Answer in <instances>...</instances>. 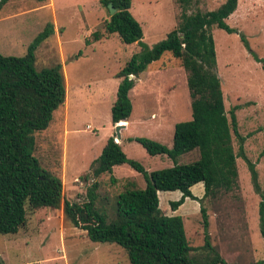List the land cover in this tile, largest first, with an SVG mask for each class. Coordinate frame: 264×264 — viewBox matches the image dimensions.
Masks as SVG:
<instances>
[{
	"label": "rangeland",
	"instance_id": "1",
	"mask_svg": "<svg viewBox=\"0 0 264 264\" xmlns=\"http://www.w3.org/2000/svg\"><path fill=\"white\" fill-rule=\"evenodd\" d=\"M225 0H195L193 10H212ZM130 11L141 22L143 40L152 47L178 25L182 11L176 0H132ZM110 19L102 0H11L0 13V54L25 55L35 37L52 22L55 32L36 49L39 68L61 62L67 80V99L54 113L52 126L40 145L42 157L59 163L64 198L83 201L94 181L85 179L94 159L108 138L121 135L129 157L141 162L150 173L174 165L167 154H150L130 136L148 137L173 146L175 123L192 118L187 72L170 55L148 65L135 79L131 93L133 111L118 129L112 120L121 78L117 72L141 51L138 42L126 43L119 34L106 33ZM227 22L236 32L214 26L218 73L221 78L228 115L236 111L239 130L245 137L247 156L256 164V189L248 161L238 156L239 185L218 197H204V182L192 186L197 198L187 197L176 209L172 202L182 197L180 190H159L160 208L168 215H181L190 245L204 244L205 229L201 204L208 209L213 244L230 264H251L264 259L260 202L264 193V68L255 55L264 57V0H239L237 10ZM103 33L96 41L93 33ZM243 34L250 47L242 39ZM90 40V43L87 42ZM81 52V54H79ZM125 123V122H124ZM126 125V126H125ZM235 151L239 143L233 134ZM198 149L183 153L179 163L199 158ZM99 178L100 195L113 198L124 182L144 188L147 180L128 163L116 165ZM98 179V178H97ZM64 203V202H63ZM201 249L199 255H206ZM196 253V252H195ZM0 264H131L127 251L116 243L93 241L87 231L76 227L60 208L44 207L28 212V222L16 234H0Z\"/></svg>",
	"mask_w": 264,
	"mask_h": 264
},
{
	"label": "trees",
	"instance_id": "2",
	"mask_svg": "<svg viewBox=\"0 0 264 264\" xmlns=\"http://www.w3.org/2000/svg\"><path fill=\"white\" fill-rule=\"evenodd\" d=\"M9 1L0 0V13ZM111 2L116 8L114 14L109 7ZM176 2L182 7L178 25L166 38L150 47L143 40L141 22L130 11L132 0H102L110 12L106 33H117L124 42H138L142 47L117 72L121 81L112 106L113 123L122 124L131 118L135 79L141 78L149 64L165 55H170L187 72L192 118L176 122L171 148L152 138L128 137L141 143L150 154H167L174 160V165L150 173L141 162L128 156L123 142L116 141L117 135L110 136L85 176L94 181L83 201L64 198L60 163L53 167L51 156L39 154L40 142L52 126L55 111L64 106L67 99L63 64L42 68L36 65V49L55 32L54 24L49 22L45 26L25 55L0 54V234L18 233L27 224L29 211L63 205L66 217L76 227L86 230L93 241L123 247L131 264H230L213 244L209 213L203 199L218 197L239 185L238 156L248 161L255 187L260 189L256 164L247 156L245 137L239 130L236 111L240 105L233 106L230 115L226 109L213 33L214 26L236 32L226 19L237 10L239 0H225L212 10H193L195 0ZM93 35L96 41L103 37L98 30ZM241 37L250 47L247 38L243 34ZM255 58L264 68V57L255 55ZM233 134L240 146L238 153ZM195 149L200 152L198 159L178 162L180 155ZM124 163L144 174L146 186L137 188L128 180L113 198L100 195L99 178L110 174L111 181L117 182L114 167ZM199 182L205 185L201 199L205 236L202 246L193 247L183 217L168 215L160 208L159 190L182 192V197L171 204L176 210L187 197L197 198L192 186ZM261 197L260 220L264 235V193ZM203 248L208 251L202 256L198 252ZM251 264H264V259Z\"/></svg>",
	"mask_w": 264,
	"mask_h": 264
},
{
	"label": "water",
	"instance_id": "3",
	"mask_svg": "<svg viewBox=\"0 0 264 264\" xmlns=\"http://www.w3.org/2000/svg\"><path fill=\"white\" fill-rule=\"evenodd\" d=\"M109 7H110V9H111V13L114 14V13L116 12V8L114 7V5H113L112 2L109 4ZM121 126H124V125H120V124H119V125H118V129H120ZM116 138H121V135H120V134L117 135Z\"/></svg>",
	"mask_w": 264,
	"mask_h": 264
},
{
	"label": "crops",
	"instance_id": "4",
	"mask_svg": "<svg viewBox=\"0 0 264 264\" xmlns=\"http://www.w3.org/2000/svg\"><path fill=\"white\" fill-rule=\"evenodd\" d=\"M129 120H130V119H129ZM129 120H128V121H125V123H123V124H126V125L128 126V125H129V124H128ZM175 124H176V123H175ZM126 125H125V126H126Z\"/></svg>",
	"mask_w": 264,
	"mask_h": 264
}]
</instances>
